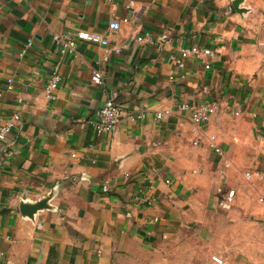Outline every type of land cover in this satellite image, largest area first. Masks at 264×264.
Segmentation results:
<instances>
[{"label": "crops", "instance_id": "crops-1", "mask_svg": "<svg viewBox=\"0 0 264 264\" xmlns=\"http://www.w3.org/2000/svg\"><path fill=\"white\" fill-rule=\"evenodd\" d=\"M243 5L240 14L232 0H0V126L21 114L0 140V264H217L213 253L264 264V0ZM77 29L107 35L108 46L76 38V51L62 52L54 32ZM145 33L152 40L133 38ZM194 43L214 56L179 67L172 55ZM110 97L146 117L97 133ZM209 100L220 108L194 132L177 103ZM45 197L49 206L22 213V202Z\"/></svg>", "mask_w": 264, "mask_h": 264}, {"label": "built area", "instance_id": "built-area-1", "mask_svg": "<svg viewBox=\"0 0 264 264\" xmlns=\"http://www.w3.org/2000/svg\"><path fill=\"white\" fill-rule=\"evenodd\" d=\"M124 20H127L125 18ZM121 26L120 22L113 20L110 23V27L119 28ZM85 39L93 42H98L103 45L109 44V38L107 35L94 32L86 29H77L70 34H63L61 32H54L53 39L57 46L61 48L62 52H75L76 51V41L75 39ZM133 38L135 40H152V37L149 33L134 35ZM33 44V39H30L28 45ZM122 46H116L111 48L116 52H120L123 49ZM26 49L24 48L22 53ZM215 51L205 45H200L197 43L191 45L182 46L179 50V54L172 55L174 62L179 66L183 67L185 65L186 58L190 56L196 57H207L214 56ZM206 67H209L210 64L208 62L205 63ZM92 80L96 84H102L104 82L103 72L96 68L93 71ZM13 78L8 79V88H12ZM61 82V72H60V62L57 61L52 65L51 73L46 81V85L44 88L46 98L50 100H54L57 98V89ZM1 94V93H0ZM177 108L182 110H187L191 114V119L193 122V131L197 132L199 130L200 124L208 122L212 115L215 114L220 108V102L217 100H209L201 103L198 102H188L181 101L177 103ZM169 110L159 111L156 113L155 118L160 119L164 114L168 113ZM242 111L236 110L235 114L240 115ZM146 110L144 108H134L127 109L125 104L117 101L114 97L108 98L105 103L96 111V118L93 120V127L97 133L107 132L115 129L121 119L124 116H128L132 120L135 119H143L146 117ZM21 120V114L19 112H15L11 117H9L5 123L0 126V140H5L10 132L15 128L18 122ZM210 146L219 154H225L224 148L217 140V135L212 133L209 137ZM259 176L263 177L264 172L259 171ZM247 176H252V173L248 171ZM109 182L106 180L102 184V189L104 191L109 190ZM234 192L235 189H230L226 202L228 205H231L234 202ZM158 217H155L154 220H157ZM212 259L217 264H223L224 258L219 253H213Z\"/></svg>", "mask_w": 264, "mask_h": 264}, {"label": "water", "instance_id": "water-1", "mask_svg": "<svg viewBox=\"0 0 264 264\" xmlns=\"http://www.w3.org/2000/svg\"><path fill=\"white\" fill-rule=\"evenodd\" d=\"M245 1L246 0H232V5L234 9L240 14H244L249 11V8L243 5ZM3 150H0V154L2 153ZM47 201L48 199L45 197L36 202H22L20 208L22 213L29 216H33L38 209L49 206Z\"/></svg>", "mask_w": 264, "mask_h": 264}]
</instances>
